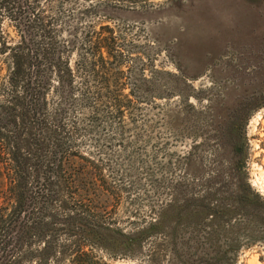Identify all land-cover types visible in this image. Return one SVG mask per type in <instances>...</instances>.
I'll return each mask as SVG.
<instances>
[{
	"label": "rangeland",
	"instance_id": "rangeland-1",
	"mask_svg": "<svg viewBox=\"0 0 264 264\" xmlns=\"http://www.w3.org/2000/svg\"><path fill=\"white\" fill-rule=\"evenodd\" d=\"M142 1L28 0L71 73L67 88L50 83L42 112L56 136L43 144L51 211L109 230L91 242L78 228L54 226L50 264H213L210 231L175 222L169 205L201 195L205 182L228 199L238 161L264 199V0ZM22 3L0 0V109L25 47ZM37 39L34 30L32 46ZM4 137L0 131V234L23 206ZM37 159L46 162L45 149ZM27 160L25 197L36 190V161ZM236 224V264H264V232L248 244L245 218ZM36 239L14 261L35 264Z\"/></svg>",
	"mask_w": 264,
	"mask_h": 264
},
{
	"label": "trees",
	"instance_id": "trees-1",
	"mask_svg": "<svg viewBox=\"0 0 264 264\" xmlns=\"http://www.w3.org/2000/svg\"><path fill=\"white\" fill-rule=\"evenodd\" d=\"M20 2H23L24 18L19 21V29L25 47L22 52L19 49L20 53H15L8 79L10 101L0 109V131L8 134V137H4L7 142V156L13 167L12 171L17 180L18 194L23 206L12 222L5 226L3 224L0 234V264H21V259L14 261V256L25 250L31 240L36 238L41 242L42 247L32 253L30 262L50 264L55 255L51 240L53 239L51 234L55 232L54 226L63 225L66 228L63 232L67 234L71 233L70 228H78L80 232L78 236L91 242L96 241L109 230L79 217L59 219L51 211L54 180L48 168L51 152L43 144L50 143L51 137L56 136L48 130L42 112L46 110V92L50 83L54 82L58 90L67 88L71 73L67 60L63 59L61 50L54 43L51 31L42 24L40 15L36 20L28 0H20ZM142 2V7H147L145 0ZM22 5H18L20 10ZM34 30L38 34V39L32 46L30 39ZM39 127L44 129L42 134L46 136L45 138H36ZM26 146L29 148L28 151L22 153ZM52 147H60L59 142L56 140ZM44 149L47 160L40 162L37 156ZM238 150L234 148L233 153L237 154ZM28 158L29 161H36L35 173L33 172L36 190L25 197L28 190L25 187L27 180L24 165L28 162ZM244 169L242 161L234 164L233 172L239 175L240 179L235 181L234 193L228 199H216L218 194L216 189H213L211 183L205 182L204 192L201 195L188 198L179 204L171 203L168 207L175 222H189L194 229L200 227L210 231L207 241L210 246L212 245L215 255H219L214 259L213 264H236L237 253L241 248L237 238L235 239L238 231L237 217H244L248 223L246 226L248 228L244 230L248 244L258 240L253 232L255 233L256 230L264 232V199L250 187ZM223 220L226 221L223 222L225 226L220 224ZM161 229L159 223L151 225L149 232L157 233ZM131 240L136 242L141 239ZM227 254L229 259L224 261L222 256Z\"/></svg>",
	"mask_w": 264,
	"mask_h": 264
}]
</instances>
